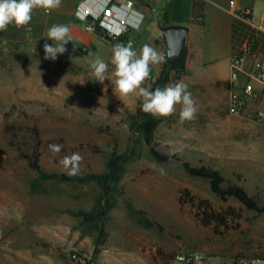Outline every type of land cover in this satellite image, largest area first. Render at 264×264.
<instances>
[{
    "label": "rangeland",
    "instance_id": "1",
    "mask_svg": "<svg viewBox=\"0 0 264 264\" xmlns=\"http://www.w3.org/2000/svg\"><path fill=\"white\" fill-rule=\"evenodd\" d=\"M202 12L189 22L200 23ZM79 27L87 33L89 49L66 50L54 61L30 41H12L0 32V264H164L181 250L227 260L240 255L264 259V215L233 198L220 199L208 180L183 167L188 161L219 168L264 203V120L250 116L256 108L264 110V93L244 115L235 116L231 66H220L212 80L193 71L172 73L170 83L188 85L197 113L180 123L177 105L173 115L163 118L155 135L158 149L182 161L158 162L136 128L142 104L138 93L117 97L113 92V44ZM155 27L126 34L138 54L147 43L167 56L162 27ZM260 42L264 53V39ZM96 56L109 64L103 84L90 68ZM163 65L152 66L143 87L153 89ZM8 126H14L12 133ZM36 128L41 165L48 173L67 174L60 161L72 153L83 157L81 175L106 173L115 151L126 155L111 192L98 183L39 181L19 153L32 152ZM50 144L62 145L61 152L52 153ZM203 201L212 206L210 224L204 222ZM230 208L242 216L223 225L218 218ZM75 252L82 263L72 259Z\"/></svg>",
    "mask_w": 264,
    "mask_h": 264
},
{
    "label": "crops",
    "instance_id": "2",
    "mask_svg": "<svg viewBox=\"0 0 264 264\" xmlns=\"http://www.w3.org/2000/svg\"><path fill=\"white\" fill-rule=\"evenodd\" d=\"M81 1L83 0H62L60 7L47 13L37 9L28 26L31 31L9 25L3 33L12 41H30L34 47L44 50L45 42L53 44L52 40H46L48 29L53 25L62 24L69 26L71 30L72 41L65 45L66 50L78 51L81 48L88 50L85 37L87 33L79 27L82 23L76 17L77 7ZM116 2L122 5L124 14L130 17L132 23L139 25L138 29H130L131 33L139 32L141 29L148 30L152 25L156 26L158 31L168 25L189 26L191 32L186 43L187 71L209 74L211 80L214 73L220 72V66H231L235 47L239 48L242 41L250 35L247 34V29L245 30L246 25L232 14L233 10L239 12L251 9L257 20L264 18V0H187L183 3L176 0H116ZM232 2H235L233 9ZM201 9L203 10L201 23L189 22L192 14ZM155 14L158 15V20L153 24ZM166 15L171 22L165 25L161 21ZM161 36L165 40L164 35ZM247 60L250 61L249 65L246 63L244 65L249 69L253 59L247 58L245 62Z\"/></svg>",
    "mask_w": 264,
    "mask_h": 264
},
{
    "label": "clouds",
    "instance_id": "3",
    "mask_svg": "<svg viewBox=\"0 0 264 264\" xmlns=\"http://www.w3.org/2000/svg\"><path fill=\"white\" fill-rule=\"evenodd\" d=\"M62 0H0V32L6 31L9 25H14L17 29L26 28L31 23L35 10L41 9L50 12L61 6ZM138 29L139 25H135ZM70 28L67 25H53L47 31L46 40H52L53 44L47 42L43 45L45 59L56 60L58 54L66 51L65 45L72 41ZM91 55V54H89ZM159 52L150 44H144L139 54L133 50L132 42L127 44H116L112 50L111 64L114 77L113 92L117 97H126L133 93H138L142 100L141 110L153 117H169L176 112V106L180 105L179 122L195 119L197 113L196 101L188 89V85L183 81L169 83L164 87H157L149 90L143 87L146 80L151 78L153 65H159L170 59ZM90 68L94 79L101 84L104 83L109 70V64L102 58L96 56L90 61ZM49 150L58 154L62 150L60 144H50ZM83 157L79 153H72L64 156L60 161L69 176L79 173L80 163ZM160 173L165 174L163 168Z\"/></svg>",
    "mask_w": 264,
    "mask_h": 264
},
{
    "label": "built area",
    "instance_id": "4",
    "mask_svg": "<svg viewBox=\"0 0 264 264\" xmlns=\"http://www.w3.org/2000/svg\"><path fill=\"white\" fill-rule=\"evenodd\" d=\"M235 2L231 3V8ZM232 14L250 29V35L234 53L231 63L230 107L235 116H242L248 104L258 103L264 93V53L260 38L264 37V18L257 20L251 9L233 10ZM76 17L90 34L98 35L97 21L105 33L118 41L132 28H136L130 17L124 14L122 5L116 0H83L77 7ZM254 35V37H252ZM116 44H127L118 42ZM84 51H87L84 48ZM253 59L252 66L245 68V60ZM250 116L257 122L264 120V110L256 108ZM72 259L82 263L81 255L75 252ZM164 264H264V259L240 255L232 259H220L201 251L181 250Z\"/></svg>",
    "mask_w": 264,
    "mask_h": 264
},
{
    "label": "trees",
    "instance_id": "5",
    "mask_svg": "<svg viewBox=\"0 0 264 264\" xmlns=\"http://www.w3.org/2000/svg\"><path fill=\"white\" fill-rule=\"evenodd\" d=\"M198 10L194 12L197 15ZM164 24H170V18L168 15L164 17ZM201 23V22H200ZM247 29V34H250V29L245 26V30ZM97 34L107 38L113 46L118 42L128 43L129 39L127 35L122 36L118 41L112 39L108 36L103 28L100 26L97 21ZM254 37V35H252ZM238 50L235 47L234 53ZM167 57V56H166ZM187 60H188V49L185 48L184 54L177 59H166L163 65V70L153 86L152 90H155L157 87H164L165 85L171 82L172 73H182L187 70ZM164 117H153L150 114H146L141 109L138 111L137 115V123L136 128L142 133L145 141L151 149L153 157L161 163H167L172 159H177L182 161V158L179 155L167 154L158 149V145L155 142V135L158 131L159 126L161 125ZM14 130V126H8L7 132L12 133ZM35 134L37 137V144L33 147L32 152H23L19 149L20 157L29 162L30 167L35 170L39 174V181L45 180H58L62 182H72V183H80V184H88V183H98L104 191L108 194L112 190V183L118 181L120 178V173L122 172V165L127 159L126 155L118 154L117 151L112 155L108 165V172L106 173H87L84 175L77 174L75 176H69L68 174H57V173H48L44 171L41 165V145L42 141L40 140V132L36 128ZM183 167L186 172L196 178L206 179L210 182L212 192L218 196L220 199L227 201L230 198L237 200L241 203L246 209L250 211H254L258 215H264V203L260 201L257 196H252L247 191L246 187L231 182L222 172L221 169L216 167L209 166H196L191 162L184 161ZM239 178H241L239 176ZM227 184V185H226ZM207 211L205 212L204 222L206 224H210L212 222V217L214 215H209V209H212V206L209 201H203ZM104 216V213L100 218ZM241 213L237 211L235 208H230L229 213L226 215L220 214L218 220L220 223L225 225L228 222V219L232 217L233 221L239 220L241 218ZM88 220L94 221V218H89ZM173 257L171 255L167 262Z\"/></svg>",
    "mask_w": 264,
    "mask_h": 264
},
{
    "label": "water",
    "instance_id": "6",
    "mask_svg": "<svg viewBox=\"0 0 264 264\" xmlns=\"http://www.w3.org/2000/svg\"><path fill=\"white\" fill-rule=\"evenodd\" d=\"M162 31L168 45L167 56L171 54V59L180 58L184 54L191 28L186 25H168Z\"/></svg>",
    "mask_w": 264,
    "mask_h": 264
}]
</instances>
